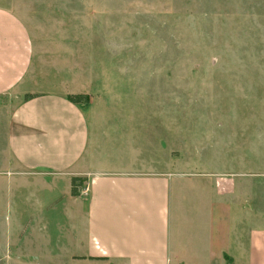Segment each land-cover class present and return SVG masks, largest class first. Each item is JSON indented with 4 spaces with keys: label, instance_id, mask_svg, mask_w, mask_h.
Segmentation results:
<instances>
[{
    "label": "crops",
    "instance_id": "1",
    "mask_svg": "<svg viewBox=\"0 0 264 264\" xmlns=\"http://www.w3.org/2000/svg\"><path fill=\"white\" fill-rule=\"evenodd\" d=\"M34 53L23 19L0 8L1 259L264 264L258 129L232 154L220 148L218 174L194 163L163 164L157 127L142 122L140 110L108 109L91 119L69 99L85 91L41 92L14 107L3 103L26 79ZM78 177L86 182L73 196Z\"/></svg>",
    "mask_w": 264,
    "mask_h": 264
},
{
    "label": "rangeland",
    "instance_id": "2",
    "mask_svg": "<svg viewBox=\"0 0 264 264\" xmlns=\"http://www.w3.org/2000/svg\"><path fill=\"white\" fill-rule=\"evenodd\" d=\"M0 8L23 19L35 52L3 103L85 91L91 119L140 110L157 127L163 164L216 174L220 148L232 154L256 129L264 145V0H0Z\"/></svg>",
    "mask_w": 264,
    "mask_h": 264
},
{
    "label": "trees",
    "instance_id": "3",
    "mask_svg": "<svg viewBox=\"0 0 264 264\" xmlns=\"http://www.w3.org/2000/svg\"><path fill=\"white\" fill-rule=\"evenodd\" d=\"M69 99L74 103H81L82 101H89L90 100V98L86 95L70 96ZM85 182H86L85 178L78 177V178L72 179V195L73 196L80 195L82 189L84 188Z\"/></svg>",
    "mask_w": 264,
    "mask_h": 264
}]
</instances>
